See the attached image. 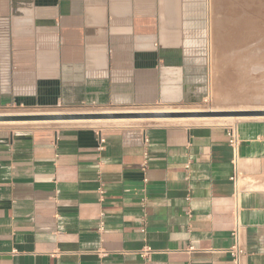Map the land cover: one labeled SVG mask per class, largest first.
Returning a JSON list of instances; mask_svg holds the SVG:
<instances>
[{
    "label": "crops",
    "instance_id": "obj_1",
    "mask_svg": "<svg viewBox=\"0 0 264 264\" xmlns=\"http://www.w3.org/2000/svg\"><path fill=\"white\" fill-rule=\"evenodd\" d=\"M206 23V0H0V109L193 107ZM238 128L264 264V121ZM232 172L225 124L0 128V264H230Z\"/></svg>",
    "mask_w": 264,
    "mask_h": 264
},
{
    "label": "rangeland",
    "instance_id": "obj_2",
    "mask_svg": "<svg viewBox=\"0 0 264 264\" xmlns=\"http://www.w3.org/2000/svg\"><path fill=\"white\" fill-rule=\"evenodd\" d=\"M206 58L204 62V96L200 103L190 108H145L121 111H214L237 110L264 111V0H206ZM229 110V111H227ZM94 112L117 111L91 107L49 110L10 107L0 109L4 114H28L42 112ZM225 121L101 123L98 128L112 126H150L157 124H229L246 120H262L264 116H231L215 114ZM251 117V116H250ZM212 118V117H210ZM61 125V126H60ZM65 125V126H64ZM9 125L0 128L34 129L60 128L75 124Z\"/></svg>",
    "mask_w": 264,
    "mask_h": 264
},
{
    "label": "built area",
    "instance_id": "obj_3",
    "mask_svg": "<svg viewBox=\"0 0 264 264\" xmlns=\"http://www.w3.org/2000/svg\"><path fill=\"white\" fill-rule=\"evenodd\" d=\"M227 137H228V146L232 151V165L233 172L231 175V180L235 187L234 194V211H233V227L231 230L232 245L228 249V253L231 256L230 264H242L243 259L247 256L248 251L246 247V235L247 229L244 223L241 220L240 216V199L242 191L240 189V148H241V138L239 134L238 123H229L225 124ZM99 137V149L104 147L105 139L102 134H98ZM189 165L186 166V169H189ZM100 230H104L103 221L100 223ZM149 252V251H147Z\"/></svg>",
    "mask_w": 264,
    "mask_h": 264
},
{
    "label": "water",
    "instance_id": "obj_4",
    "mask_svg": "<svg viewBox=\"0 0 264 264\" xmlns=\"http://www.w3.org/2000/svg\"><path fill=\"white\" fill-rule=\"evenodd\" d=\"M232 114L231 116H264V111H229V112H116V113H75L67 115H0V122L9 121H56V120H133L153 118H199L217 117L215 114Z\"/></svg>",
    "mask_w": 264,
    "mask_h": 264
},
{
    "label": "bare ground",
    "instance_id": "obj_5",
    "mask_svg": "<svg viewBox=\"0 0 264 264\" xmlns=\"http://www.w3.org/2000/svg\"><path fill=\"white\" fill-rule=\"evenodd\" d=\"M229 111V110H227ZM237 111H249V110H237ZM116 112H127V111H94V112H42V113H24V114H4L0 113V115H67V114H75V113H116ZM128 112H143V113H164V112H181V111H128ZM185 112V111H182ZM190 112H198V111H190ZM201 112H214V111H201ZM219 112V111H218ZM223 118H233V117H199V118H153V119H133V120H56V121H9V122H0V124H9V125H38V124H75L74 126H95L101 123H129L136 121H152V122H189V121H225L227 119ZM239 118H253V117H239ZM61 126V125H60ZM65 126V125H64Z\"/></svg>",
    "mask_w": 264,
    "mask_h": 264
}]
</instances>
